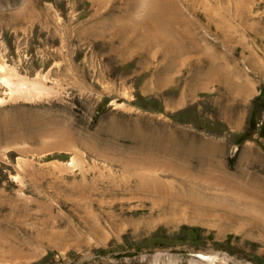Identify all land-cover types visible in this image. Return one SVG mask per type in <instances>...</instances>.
<instances>
[{"label":"rangeland","instance_id":"1","mask_svg":"<svg viewBox=\"0 0 264 264\" xmlns=\"http://www.w3.org/2000/svg\"><path fill=\"white\" fill-rule=\"evenodd\" d=\"M162 3L0 0V264H264V212L165 203L116 161L177 188L146 151L171 132L204 146L178 168L212 153L226 190L264 198V0Z\"/></svg>","mask_w":264,"mask_h":264},{"label":"bare ground","instance_id":"2","mask_svg":"<svg viewBox=\"0 0 264 264\" xmlns=\"http://www.w3.org/2000/svg\"><path fill=\"white\" fill-rule=\"evenodd\" d=\"M134 1H135V9H137V11H140L141 9H145V8L150 9L151 11L153 10L158 11L162 7L161 4H163L162 0H134ZM162 10L160 11L163 12ZM0 67L3 69V67L5 66L4 64H0ZM1 73L2 71L0 70L1 81L7 83V81L4 79V75H2ZM16 92H21V91L17 90ZM182 101L183 99L181 97L178 100L177 104H180ZM151 135L153 136L152 140L154 142L153 144H150L151 145L150 147L149 146L146 147V151L154 152L152 155L153 157H156L158 155L165 157L164 160L167 163V166L178 169L180 171L179 173H182L180 174L182 177L181 178L182 183L181 185H176L177 186L176 188L175 183L172 180L160 178L154 172V170L152 171L150 167L145 165L146 156L143 157L142 155H140L134 158L131 157L130 159L127 158L117 159L116 161L123 163V166H128V167L133 166L140 169V173H138L137 176L135 177L136 179L135 182L137 186H139V188H142L141 190L145 191L146 196L159 198L163 200L165 203H169L170 201L172 202L180 201V203L181 202L190 203L192 205H199L200 207H203L204 204L206 203L208 204L209 202L213 204L217 203L218 205L225 207V208L224 207L221 208L231 210V212H233L232 214L235 213L246 216L252 215L254 217H259L260 214L263 215L262 213L264 212V198H260L257 195L254 196L250 195L251 193L250 194L246 193L244 189L236 192H233L231 190L229 191L228 189L226 190V187L228 186L230 189V185L228 184H230L231 181L236 180L238 181L239 184L241 183L240 180L236 179L233 175H229L222 170L223 168L222 163L214 164L213 161L214 154L211 153L209 155H203L202 153H194L195 157L197 158V161H199V164L197 166V171L191 172L185 170L184 172L182 169L178 168L179 166L173 163L177 162L178 164L186 168L188 166L187 160L184 158H180L178 161H175L174 159L176 158V153H183L185 150L187 151V153H189L190 151L193 152L198 146L191 143L188 147H186L187 149H185L182 143H180L177 139L176 140L174 139L171 132H167V133L152 132ZM199 146L201 147H198L197 149L199 151H202L204 149L203 143ZM204 156H206L208 159L207 163H205L206 167H204L205 164H203V162L201 161V159ZM163 163L162 165L159 166H163ZM214 170H218V172H220L219 177L212 174L214 173ZM188 179H190L192 183ZM186 180L188 181V184H185ZM219 185L222 186L220 190H219ZM203 187L206 189H212L213 191L208 194L202 191ZM176 204L177 203H174L173 205ZM262 220L264 221V217ZM197 258L208 259L209 256L202 253H198Z\"/></svg>","mask_w":264,"mask_h":264},{"label":"trees","instance_id":"3","mask_svg":"<svg viewBox=\"0 0 264 264\" xmlns=\"http://www.w3.org/2000/svg\"><path fill=\"white\" fill-rule=\"evenodd\" d=\"M254 107L255 109H261L264 111V88L260 89V93L256 96L254 100ZM254 108L250 116V124H254V118H255V113H254ZM243 139V138H242Z\"/></svg>","mask_w":264,"mask_h":264}]
</instances>
